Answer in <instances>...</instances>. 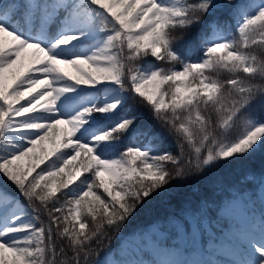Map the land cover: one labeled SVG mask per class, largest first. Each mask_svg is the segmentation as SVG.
Listing matches in <instances>:
<instances>
[{
	"label": "snow or ice",
	"instance_id": "obj_1",
	"mask_svg": "<svg viewBox=\"0 0 264 264\" xmlns=\"http://www.w3.org/2000/svg\"><path fill=\"white\" fill-rule=\"evenodd\" d=\"M256 106L264 0H0V264H264Z\"/></svg>",
	"mask_w": 264,
	"mask_h": 264
},
{
	"label": "trees",
	"instance_id": "obj_2",
	"mask_svg": "<svg viewBox=\"0 0 264 264\" xmlns=\"http://www.w3.org/2000/svg\"><path fill=\"white\" fill-rule=\"evenodd\" d=\"M249 2H253V0H249ZM252 112L258 118L264 117V107L256 106L252 109ZM147 123V120L143 122V124ZM143 124L141 126H143ZM241 130L242 128L238 127L237 132ZM262 165H264V151L258 150L256 154L246 161L242 169L237 165H233L232 169L226 171L231 173L234 170L235 172H239L240 175H243L244 172L249 169L259 171ZM173 191L176 193V195H174L169 201L154 199L153 201L146 203L143 208L139 209L126 225L124 229L125 233L131 232L134 229L143 228L149 225L154 219L163 218L178 213L180 210L181 201L190 197L192 192L188 188H174ZM118 244L119 239H115L112 242V247L115 248Z\"/></svg>",
	"mask_w": 264,
	"mask_h": 264
}]
</instances>
